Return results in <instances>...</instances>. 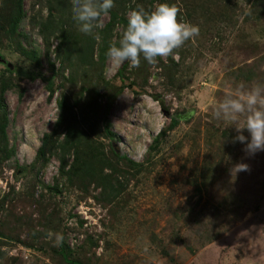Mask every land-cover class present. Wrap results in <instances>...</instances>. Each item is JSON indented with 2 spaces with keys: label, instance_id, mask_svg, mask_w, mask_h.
Wrapping results in <instances>:
<instances>
[{
  "label": "rangeland",
  "instance_id": "374dc122",
  "mask_svg": "<svg viewBox=\"0 0 264 264\" xmlns=\"http://www.w3.org/2000/svg\"><path fill=\"white\" fill-rule=\"evenodd\" d=\"M114 3L97 40L78 30L71 0H22L18 29L39 64L0 38V78L13 84L3 94L5 140L14 150L0 162V264H68L65 250L80 264H264V151L248 156L243 143L232 142L235 128L214 117L227 94L264 85V0ZM159 3L175 4L178 20L197 25L199 35L155 64L125 62L122 81L123 64L97 62L99 47L104 38L105 45L118 41L129 11ZM61 13L69 47L76 53L92 45L94 63L72 58L61 66L52 38L50 68L34 23ZM62 98L92 148L123 167L120 184L70 179L54 157L16 172L34 161ZM122 155L139 164L129 168ZM241 162L250 170L233 174Z\"/></svg>",
  "mask_w": 264,
  "mask_h": 264
},
{
  "label": "clouds",
  "instance_id": "9594fccd",
  "mask_svg": "<svg viewBox=\"0 0 264 264\" xmlns=\"http://www.w3.org/2000/svg\"><path fill=\"white\" fill-rule=\"evenodd\" d=\"M114 7V0H71L72 19L81 33L99 40L95 30L103 29L104 19ZM179 12L175 4L169 3H159L151 11L139 7L129 11L118 41L114 40L106 51L109 65L119 67L127 62L130 68H137L141 58L155 64L158 58L173 55L187 41L195 39L199 27L178 20ZM214 117L235 128L237 135L232 142L243 143L248 156L264 151V85L257 83L227 94L216 105ZM249 170V165L242 162L231 169L233 174Z\"/></svg>",
  "mask_w": 264,
  "mask_h": 264
},
{
  "label": "trees",
  "instance_id": "16d2710c",
  "mask_svg": "<svg viewBox=\"0 0 264 264\" xmlns=\"http://www.w3.org/2000/svg\"><path fill=\"white\" fill-rule=\"evenodd\" d=\"M62 14L64 13L56 15L54 18H48L44 22L34 23V25L37 26V34L41 37L45 46V58L49 62V65H51L50 68L52 71H55V64L54 62L50 61L47 53V49L49 48L52 38L57 40L54 54L56 60L61 64V66L67 68L72 58H76L79 60V62L83 63H94L95 58L92 52V45L83 49L82 52L76 53H73L76 45L69 47L68 42L70 40V31L69 29L65 28V23L61 20ZM113 14L115 15L116 13ZM22 17V0H0V38L6 39L10 41V43H13L12 46H14L21 55L24 54L34 63L39 64L41 60L38 50L32 47V42L29 35L18 29L19 22ZM105 43L106 41L104 38L103 44L99 47L97 62L103 63L105 61V54L108 47L110 46L109 44L105 45ZM126 65L127 64L124 63L117 71V74L120 76L122 81L128 79L124 75V68ZM0 79V162H2L4 160L11 159L14 153V150L8 147V144L5 140L7 109L6 105L3 103V94L13 84L8 83L3 79V77ZM57 106L59 113L54 123V127L50 132L44 134L41 145L36 151L34 161L29 167L21 166L18 168V170H16V172L22 173V171L26 172V170L27 172H31L35 170V167L39 161L40 164L43 165L49 158L54 157L61 161L60 173L63 174L66 170L70 179L83 176L84 178L94 180L93 176H97L99 179L102 178L107 181V187L101 185L103 188H113L114 183L120 184L118 176L122 175L124 170L123 167L114 166L110 163H107L109 160L108 157L103 152H100L98 148H92L90 140L84 138L85 132L79 130L74 121L76 116L73 112L74 106L72 103L62 98L57 100ZM177 123L178 120L174 118L170 126L173 127ZM109 126V122H106V134L107 136L114 138V133L109 130ZM69 155L73 156V161L68 165L67 158ZM122 156L126 158H124L127 162L126 166L129 168L136 167L139 164L127 158L126 155ZM67 166H69L68 169H66ZM105 170H108L109 173H104ZM120 190L121 189L118 188L117 192ZM61 253L63 254L64 260L68 264H80L76 258L68 259L70 252L65 250Z\"/></svg>",
  "mask_w": 264,
  "mask_h": 264
}]
</instances>
